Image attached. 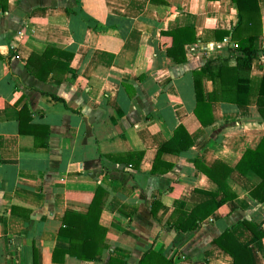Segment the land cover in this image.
<instances>
[{
	"label": "crops",
	"instance_id": "1",
	"mask_svg": "<svg viewBox=\"0 0 264 264\" xmlns=\"http://www.w3.org/2000/svg\"><path fill=\"white\" fill-rule=\"evenodd\" d=\"M258 1L262 34L254 48L261 51ZM237 15L230 0H0V264H139L149 250L172 264H233L215 243L226 232L248 250L250 264H264V238L244 226L264 231V207L250 196L259 178L233 170L231 211L195 168L219 161L234 169L264 137L256 106L263 56L252 61L247 106L211 103L208 126L194 115L193 73L235 49L216 33L232 32ZM180 28H193L198 42L176 64L166 50L182 44ZM48 48L69 72L40 80L27 63ZM214 90L204 78L205 103ZM179 127L192 145L180 151L187 146L180 140L155 163ZM130 154L143 155L137 169L122 161ZM99 189L108 249L95 262L53 260L70 245L59 235L65 214L85 215ZM206 202L213 213L191 231L172 226L180 219L186 227Z\"/></svg>",
	"mask_w": 264,
	"mask_h": 264
},
{
	"label": "trees",
	"instance_id": "2",
	"mask_svg": "<svg viewBox=\"0 0 264 264\" xmlns=\"http://www.w3.org/2000/svg\"><path fill=\"white\" fill-rule=\"evenodd\" d=\"M235 5L238 15V24L232 32H217V41L223 42L225 38L231 37L235 49L229 50V56L218 58L207 63L199 71L193 73L194 86L197 105L194 111L195 117L202 126H208L212 123L211 117H207L210 112L211 103H229L236 106H247L249 99V84L251 76L252 61L259 56L264 57V49L257 51L254 48V39L262 34V20L258 0H230ZM4 9H7L6 5ZM181 45L178 47L168 48L166 50L168 57L174 63L182 64L186 61L183 48L187 45H194L198 42L193 28H180L178 30ZM58 54L54 49L48 48L42 55H32L27 63V69L31 74L40 79H46L50 74L68 73L69 70L64 65L52 61L53 55ZM231 61L235 62L234 67H230ZM55 69V70H54ZM57 69V70H56ZM58 69L61 71H58ZM57 71L58 73H55ZM208 79L215 86V90L209 98V102H204L202 91V80ZM256 106L259 114L264 122V73L260 86L259 96ZM180 140H185L187 146H181L180 151H187L192 145V141L182 127H179L171 142L162 147L156 157L155 163L160 159L163 153L168 152L170 146L178 144ZM143 158L142 154H130L124 161L133 169L139 167V163ZM115 162H122L120 159L110 158ZM154 163V165H155ZM197 171L204 174L218 187L219 191L225 195V202L229 204L230 210L234 211L235 195L227 186V179L233 170L246 175L249 172L254 173L260 180L259 184L250 192V196L260 205L264 207V137L254 150H247L242 156L239 163L233 169L222 162H215L211 167H207L200 162H195ZM169 169V168H168ZM154 174V168H153ZM103 191L98 190L89 205L85 215L67 213L65 214L59 235L66 237L70 241L67 250H55L53 260H57L58 256L62 258L68 255L70 258L81 262H95L102 256L103 252L108 249L105 243L107 230L100 226L99 219L101 216L100 203ZM211 199L216 198L210 195ZM218 206V205H217ZM160 204L153 203L150 213L155 217L159 211ZM213 213L209 202L199 206L193 215L189 218L186 227L177 219L173 221V227L185 233L191 231L198 221L208 218ZM244 226L251 232L256 239L264 238V231L259 226L244 222ZM216 245L226 252L232 259L233 264H250L251 259L247 249L243 248L232 237L229 232L221 235L216 241ZM107 264H125L120 260L111 258ZM139 264H172L165 260L161 255L149 250L142 257Z\"/></svg>",
	"mask_w": 264,
	"mask_h": 264
}]
</instances>
